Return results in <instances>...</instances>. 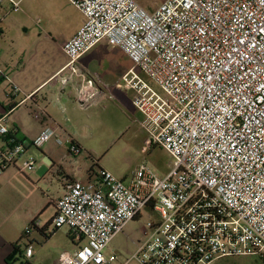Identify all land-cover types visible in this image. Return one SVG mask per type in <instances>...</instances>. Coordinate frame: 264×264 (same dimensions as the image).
I'll return each instance as SVG.
<instances>
[{
    "label": "built area",
    "instance_id": "2783aa9c",
    "mask_svg": "<svg viewBox=\"0 0 264 264\" xmlns=\"http://www.w3.org/2000/svg\"><path fill=\"white\" fill-rule=\"evenodd\" d=\"M7 1L19 11L18 2ZM67 1L85 22L61 46L67 58L61 72L81 74L78 60L102 41L120 49L132 67L119 86L134 92L132 104L143 116L146 144L163 148L174 161L164 177L140 165L124 181L99 167L95 183L69 182L55 203L52 225L69 228L86 244L62 254L56 264L115 262L109 245L144 209L156 220L143 228L147 238L131 256L139 264L263 256L264 0H164L151 12L136 0ZM81 75L86 80L77 99L87 106L97 88L89 75ZM19 91L10 82L9 94ZM41 115V110L33 113L35 119ZM0 138L1 174L16 166L27 147L11 135L5 116L0 117ZM52 139L65 143L46 126L31 146L41 148ZM67 143L81 152L73 140ZM35 169L28 157L18 171ZM32 254L28 245L25 259Z\"/></svg>",
    "mask_w": 264,
    "mask_h": 264
},
{
    "label": "crops",
    "instance_id": "0c3cea01",
    "mask_svg": "<svg viewBox=\"0 0 264 264\" xmlns=\"http://www.w3.org/2000/svg\"><path fill=\"white\" fill-rule=\"evenodd\" d=\"M136 1L149 12L159 6L151 8L153 4L150 5L145 0ZM3 3L8 4V8ZM9 4L7 0L0 2V70L7 77L0 80V117H6V126L11 135L24 142L27 150L16 166L9 167L0 174V264H18L13 263L18 257L28 264H56L62 254H73L86 244L84 238L75 236L69 228L55 229L52 225L56 214L55 203L63 195L65 186L84 177L82 173L88 167L85 158H90L92 163L97 164L91 155L94 149L87 144L86 130L90 127L93 132H98L100 123L104 121L102 116L111 106L121 113L130 112L132 115H140L142 119L143 116L132 104L134 92L119 86L122 76L132 67V63L120 49L109 46L106 41L97 44L77 62L81 74L86 73L85 70L91 71L102 84V89L96 87L89 105L81 106L78 102L77 92L86 79L81 74H72L68 70L61 72L67 62L61 46L85 22L82 13L71 4L76 11V23L72 25L69 15L62 13L68 6L62 4L59 6L62 21L56 20L50 25L46 23L47 32L39 28L36 36L27 40L21 50H13L10 58L4 57L2 40L6 34V26L2 19L9 13ZM48 29L57 33L51 34ZM22 31L28 35L30 28L23 27ZM10 82L19 87L20 91L16 96L9 94ZM30 95L31 98H28ZM38 110L42 111V115L35 119L33 113ZM46 126L55 128L56 134L65 143L60 146L50 140L41 148L31 146L33 139ZM68 140H73L77 146L85 149V154L79 158L73 156ZM3 147L4 140L0 138V149ZM28 157H33L36 162L35 173L23 174L18 169ZM37 172L42 177H37ZM92 173L93 170H90L85 177L89 182L95 183L96 173L94 176ZM53 179L58 184L49 199L33 187V182L44 180L53 189ZM124 179L126 178L122 180ZM33 189L37 194L35 202L32 199ZM49 209L52 211L45 222L43 211ZM33 222L34 228L31 227ZM29 227L30 233L23 239ZM16 243H29L32 246V258L25 259L22 247L20 253L13 256V245Z\"/></svg>",
    "mask_w": 264,
    "mask_h": 264
},
{
    "label": "rangeland",
    "instance_id": "374dc122",
    "mask_svg": "<svg viewBox=\"0 0 264 264\" xmlns=\"http://www.w3.org/2000/svg\"><path fill=\"white\" fill-rule=\"evenodd\" d=\"M14 1L18 2L19 11H12L11 4H9V9H7L9 13L2 19V23L6 26V34L2 40L4 57L7 56V58H10L13 55V50H21L27 40L36 36L39 28L47 32V24L50 25V23L52 24L56 20L62 21V13L69 15L72 25L77 22L76 11H74V8L66 0ZM145 1L150 5L153 4L151 8H154L160 5L164 0ZM62 4L68 5L64 8L63 12L59 9V6H62ZM3 5L8 8V4L3 3ZM2 14L3 13H1V15ZM23 27L30 28L28 35H25L22 31ZM49 33L54 34L57 32L49 30ZM53 54L57 55L56 52H53ZM59 57L60 55H58L57 58L59 59ZM85 72L93 79L94 86L98 89H102V84L99 82L96 75L91 71L85 70ZM136 73L141 76L144 81L152 85L162 97L168 98L167 94L154 85L146 74L139 70H136ZM120 85H122V82ZM102 120L104 121L100 123L101 128L98 132H93L90 127L86 130L87 144L94 149L91 155L97 162V167L95 168L96 165L92 163L90 158H85L84 161L88 167H86L85 172L82 173L84 177L78 179L80 182L84 184L92 183L89 182L85 176L90 170H93L94 173H92V176H94L98 171V167L106 168L119 179L126 178L124 181H126L127 176L140 165L147 166L158 177H163L171 171L174 161L172 156L161 147L155 146L150 148L147 146V134L141 122L143 119L140 115H132L130 112L123 111L121 113L111 106L105 111ZM51 141L54 142V139ZM70 152L73 156L79 158L80 155L85 154L86 150L82 149L80 153L74 150ZM88 152L90 153V151ZM32 173H35V170L32 171ZM36 176L42 177V174L37 172ZM52 183L54 184L53 189L51 187L52 185L45 183L44 180L43 182H33V187H36L37 191L40 190L43 196L49 199V196H53L56 185L58 184L55 179L52 180ZM36 197L37 194L33 189V202H35ZM51 211L52 209L43 211L42 216L45 222L48 220L47 217ZM155 220V215L148 209H144L139 217L129 222L123 231L114 237L109 247L114 251L117 260L112 264H121L127 260H129L127 264H139L135 260H130L131 256L136 252L137 247L147 238L143 228L146 227L148 222H154ZM210 264H264V255L224 257L216 259Z\"/></svg>",
    "mask_w": 264,
    "mask_h": 264
},
{
    "label": "trees",
    "instance_id": "16d2710c",
    "mask_svg": "<svg viewBox=\"0 0 264 264\" xmlns=\"http://www.w3.org/2000/svg\"><path fill=\"white\" fill-rule=\"evenodd\" d=\"M150 148H152V147H150ZM31 227H32V228L35 227L34 222H33V224H32ZM55 229H57V228H55ZM25 238H26V235L23 236V239H25ZM28 245H30V244H29V243H27V244H21V245H19L18 243L14 244V245H13V256H15L16 254H19V253H20V247L24 248V250H25V248H26ZM13 263H18V264H28L27 262L25 263L23 260H21V257H18V258H16V259H14V260H13Z\"/></svg>",
    "mask_w": 264,
    "mask_h": 264
}]
</instances>
